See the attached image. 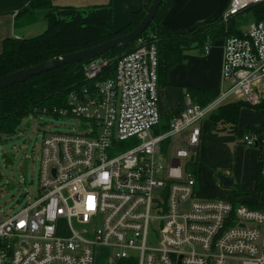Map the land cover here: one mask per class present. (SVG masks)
Here are the masks:
<instances>
[{"label": "built area", "instance_id": "2783aa9c", "mask_svg": "<svg viewBox=\"0 0 264 264\" xmlns=\"http://www.w3.org/2000/svg\"><path fill=\"white\" fill-rule=\"evenodd\" d=\"M260 4L230 0L223 21ZM223 43L227 90L205 107L186 95L162 135L152 133L162 122L153 36L117 61L113 78L99 80L107 59L87 64L92 87L72 92L58 112L83 120L81 131L48 135L38 198L8 218L0 210V264H95L103 248L113 264H264V212L198 196L185 170L217 107L264 105V21ZM243 140L255 147L259 138Z\"/></svg>", "mask_w": 264, "mask_h": 264}, {"label": "trees", "instance_id": "16d2710c", "mask_svg": "<svg viewBox=\"0 0 264 264\" xmlns=\"http://www.w3.org/2000/svg\"><path fill=\"white\" fill-rule=\"evenodd\" d=\"M154 0H152L151 4ZM132 15L130 23L120 31L113 30V10L111 6L79 9L75 7H56L52 0H32L28 7L16 17L17 26H28L44 20L48 27L40 36L34 38L7 39L0 55V78L8 74L40 65L56 57L97 47L107 41L131 33L144 19L150 5ZM173 0H164L154 21L141 38L153 36L158 46L159 85L167 84L169 71L184 61L187 52L198 50L205 53L207 46L231 35H239L233 18L223 21V15L211 22L197 24L189 32L165 29L163 19L172 8ZM255 22L264 21V4L250 8ZM247 10V11H248ZM134 43L117 47L101 56L113 58L99 80L115 76L116 63L120 58L136 49ZM99 57V58H101ZM90 61L68 64L59 69L43 73L25 82L15 84L0 91V138L16 133L24 119L31 115L59 116V110L69 105V96L74 91L90 88L93 82L85 76V67ZM188 95L195 103L207 106L219 97V92L208 89H188ZM247 105L242 102L226 103L217 107L209 116L219 134H235L241 110ZM258 109H264V105ZM57 111V112H56ZM167 129L169 120L162 119ZM249 133L258 136L257 148L260 160L257 167L258 177L254 192L264 189V128H250ZM251 192L236 191L230 197L235 205L244 202L239 199ZM134 264V263H125Z\"/></svg>", "mask_w": 264, "mask_h": 264}, {"label": "crops", "instance_id": "0c3cea01", "mask_svg": "<svg viewBox=\"0 0 264 264\" xmlns=\"http://www.w3.org/2000/svg\"><path fill=\"white\" fill-rule=\"evenodd\" d=\"M31 1L0 0V55L7 39H29L41 35L36 26L46 24L44 20L31 26L16 25L18 13L28 7ZM52 1L54 6L61 8L90 9L111 6L115 32L125 28L134 13L152 2V0ZM173 4L161 26L185 33L199 23L211 22L223 15L229 8L230 0H173ZM224 52L223 40L217 41L208 54L198 50L187 52L183 63L169 71L167 84L159 85L162 119L167 121L182 110L190 88L215 90L219 94L227 90L225 86L227 84L222 81ZM241 112L238 131L235 134H219L209 118L203 123L199 151L193 161L197 162L194 172L197 180L196 192L203 198L224 199H229L239 190L251 192L239 200L252 209L264 212V189L254 192L258 177L257 167L261 159L260 151L256 146L245 145L243 140L246 135L251 134L250 128H264V109L246 106ZM218 175L231 178L234 181V188H225Z\"/></svg>", "mask_w": 264, "mask_h": 264}, {"label": "rangeland", "instance_id": "374dc122", "mask_svg": "<svg viewBox=\"0 0 264 264\" xmlns=\"http://www.w3.org/2000/svg\"><path fill=\"white\" fill-rule=\"evenodd\" d=\"M236 28L247 30L255 23L251 10L245 11L233 18ZM47 29L48 24L36 26L39 34ZM113 62V58H105ZM228 88V84L225 85ZM83 120L77 117H63L53 115H31L24 119L20 129L10 135L0 138V210L4 218L13 216L29 204L33 203L39 195L41 150L44 139L54 133L71 134L81 131ZM166 123L152 130L153 135H162L166 130ZM135 146L134 142L127 143L122 150ZM197 162L186 165L187 171L195 172ZM95 264H113L107 249L97 251ZM227 264H241L238 260H230Z\"/></svg>", "mask_w": 264, "mask_h": 264}, {"label": "water", "instance_id": "95a60500", "mask_svg": "<svg viewBox=\"0 0 264 264\" xmlns=\"http://www.w3.org/2000/svg\"><path fill=\"white\" fill-rule=\"evenodd\" d=\"M163 1L164 0H154L153 3L150 5L144 19L133 31H131V33L107 41L101 45H98L97 47L78 51L75 52V54L72 53L65 56H61L60 58L56 57L53 60H50L46 63L32 66L26 69H21L17 72L1 77L0 91L7 89L8 87L13 86L15 84L25 82L43 73H47L49 71L59 69L68 64L94 60L103 55L105 56L107 52L117 47L134 43L135 41L139 40L142 37V35L146 32V30L149 28L151 23L154 21L155 16L157 15ZM194 160H195V156H192L191 161L193 162ZM218 179L225 188L227 189L234 188L233 187L234 181L231 178L225 175H218Z\"/></svg>", "mask_w": 264, "mask_h": 264}]
</instances>
